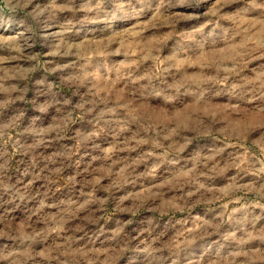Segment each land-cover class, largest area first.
I'll return each mask as SVG.
<instances>
[{"label":"rangeland","instance_id":"obj_1","mask_svg":"<svg viewBox=\"0 0 264 264\" xmlns=\"http://www.w3.org/2000/svg\"><path fill=\"white\" fill-rule=\"evenodd\" d=\"M0 264H264V0H0Z\"/></svg>","mask_w":264,"mask_h":264}]
</instances>
